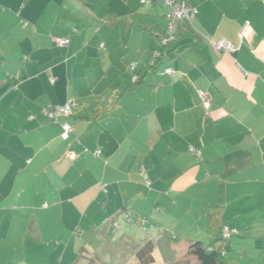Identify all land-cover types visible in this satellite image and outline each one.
I'll return each mask as SVG.
<instances>
[{"label":"crops","instance_id":"1","mask_svg":"<svg viewBox=\"0 0 264 264\" xmlns=\"http://www.w3.org/2000/svg\"><path fill=\"white\" fill-rule=\"evenodd\" d=\"M185 1L165 47L162 0H0V264H74L124 218L187 248L228 227V264H264V0Z\"/></svg>","mask_w":264,"mask_h":264},{"label":"rangeland","instance_id":"2","mask_svg":"<svg viewBox=\"0 0 264 264\" xmlns=\"http://www.w3.org/2000/svg\"><path fill=\"white\" fill-rule=\"evenodd\" d=\"M169 23L167 27L166 37L168 35ZM165 37V38H166ZM131 218V217H130ZM146 219H141L144 225ZM148 222V221H147ZM135 223L130 224L128 218L124 220H118L115 223L109 225H102L101 228L90 236L85 237V244H81V248L87 249L93 256L98 257V264H140L137 259L138 249L140 248L139 242H143L148 238L147 234L141 231V228L134 226ZM164 232L151 234V240L155 244L153 252L154 264H165V254L168 256L167 249L172 245V248L178 249L184 254L182 259L174 261L172 264H190L191 257L187 256V247H184V242L189 238H181L176 236L177 240H174L170 235ZM173 235V234H172ZM174 236V235H173ZM138 239V240H136ZM194 241H202L207 243V238H193ZM92 243V246L90 245ZM188 246V245H187ZM79 252L73 255L74 262H77L79 258ZM174 257V256H173ZM193 258V257H192ZM195 264H200L197 259H193ZM72 262V263H74ZM85 261L83 264H86ZM81 264V263H80ZM193 264V263H192ZM233 264V261H231Z\"/></svg>","mask_w":264,"mask_h":264},{"label":"built area","instance_id":"3","mask_svg":"<svg viewBox=\"0 0 264 264\" xmlns=\"http://www.w3.org/2000/svg\"><path fill=\"white\" fill-rule=\"evenodd\" d=\"M142 4H150L155 0H140ZM164 6L170 9V13L168 14L169 20V29L168 35L166 38L162 39L163 46L167 47L171 44L177 37V32L179 29L180 22H186L188 24H193L195 21L199 11L196 7L188 5L185 0H162ZM243 36V32L241 34ZM57 44L60 46H68L70 44V38L66 39H58ZM213 47L217 51H227L231 52L234 50V46L231 44H227L223 41L212 42ZM162 54L159 52H154V59H157ZM166 74L174 77L176 72L172 68H168L165 71ZM53 81V80H52ZM137 81V78H134V82ZM203 97L204 106L206 109L210 107V101L206 96ZM75 103L73 100L68 101L65 105H49L44 109L46 116L49 120L53 122H58L61 119L69 118L72 115L73 107ZM62 134L61 139L64 141H68L71 138V135L74 132L73 127L68 123L62 124ZM196 156H200V153L195 149H191ZM100 152H97L96 155H99ZM68 158L71 161H74L77 158V154L70 152L68 154ZM232 236V231L228 227H224L222 231L223 241L230 239Z\"/></svg>","mask_w":264,"mask_h":264},{"label":"trees","instance_id":"4","mask_svg":"<svg viewBox=\"0 0 264 264\" xmlns=\"http://www.w3.org/2000/svg\"><path fill=\"white\" fill-rule=\"evenodd\" d=\"M141 222L143 223V221ZM217 241L218 240H216L215 243ZM215 243L206 244L202 241H192L189 243L187 256L197 259L200 264H228V259L226 258L224 250L225 242H223V238L221 237L219 244ZM138 246L140 247L137 253L138 262L140 264H154V242L146 238L143 242H139ZM79 254V258L74 264H83L85 261L87 262L86 264H98V257L93 256L87 249L81 248Z\"/></svg>","mask_w":264,"mask_h":264}]
</instances>
